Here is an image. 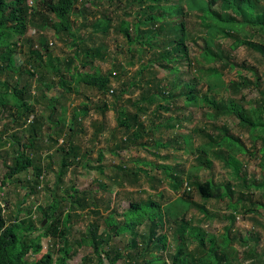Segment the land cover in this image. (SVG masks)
<instances>
[{"label":"rangeland","instance_id":"obj_1","mask_svg":"<svg viewBox=\"0 0 264 264\" xmlns=\"http://www.w3.org/2000/svg\"><path fill=\"white\" fill-rule=\"evenodd\" d=\"M133 1L139 0H79L77 11L74 9L72 15L75 30L84 26L74 33L78 39L76 45L81 47L78 56L72 39L56 36L48 27L41 29L38 18L28 23L25 34L11 37V51L17 52L18 64L35 76L0 70V82L7 80L13 89L19 78V87H28L26 101L33 105L36 113L20 122L19 111L12 110L14 103L7 110L0 109V210L9 207L3 217L8 223L14 222L25 200L21 217L28 219L29 215L39 230L43 216L36 207L46 209L54 193L58 197L65 196V189L74 186L78 193L65 235V244L71 249L68 264H94L92 249L78 246L91 225L97 227L104 238L111 235L108 249L124 252L126 258L118 264H147L153 257L158 259L153 264H161L162 260L171 262L177 245L174 241L176 225L167 214L166 220L161 224L158 219L159 226L154 228L158 232L156 239L162 234L168 236L166 246L151 245L144 254L143 239L153 228L151 222L114 236L105 220L112 216L122 224V215L132 201H154L164 207L174 204L178 207V220L189 222L192 233L215 235L219 241L224 236L231 238L228 253L233 264H264L261 140H254L257 133L251 132L232 114H217L209 102L213 99L221 105L232 102L264 127V54L258 51L264 49V27L242 26L238 34L233 32L234 39L219 35L211 49L219 58L210 62L201 40L206 37L204 23L208 22L203 13L185 9L183 18L166 20L156 27H141L136 24L144 22V15L156 13L158 4L147 3L146 13H141ZM178 2L180 7L186 8L183 0ZM31 3L33 6L36 0H28L29 6ZM259 4L264 11V0H259ZM40 7L44 8L39 5L38 9ZM79 11L84 17L76 18ZM102 16L108 20L101 22ZM49 17L56 20L50 13ZM122 20L129 23L132 40L138 43H130L121 34ZM164 22L166 26L162 28ZM182 22L188 54L182 61L163 62V54L179 49L174 43L181 32L173 30V26ZM158 27L161 34L154 36L152 31ZM149 37L151 40L145 44ZM237 39L255 48L240 45L233 50ZM44 40L53 44L51 60L59 72H65V62L71 60L78 64V73L82 75L97 72L110 75L106 92L72 85V93L65 94L58 86L56 71L47 65L49 61L44 53L42 67L36 60L29 65L31 48L40 50ZM85 49L92 56L90 65L84 66ZM56 59L60 61L55 63ZM175 68L177 72H172ZM192 83L195 85L193 93L199 94L200 101L190 106L180 95ZM158 89L164 92V97L175 98L158 97ZM121 92L126 93L121 95ZM132 104H137V108ZM80 110L85 114L75 123L73 115ZM171 118L182 120V126L176 121L168 122ZM123 120L127 121L126 128L121 127ZM34 134L39 135L38 140L32 143L33 148L26 150L33 161L32 167L4 185L2 182H5L14 152L22 149L23 144H29ZM184 134L191 139L192 149L184 143ZM224 136L233 137L246 151H239L229 141L223 142ZM73 146L78 149L68 154V148ZM230 155H234L240 165V178L235 174ZM206 159L212 163L210 168L205 165ZM160 165L168 166L169 170ZM181 178L183 183L177 187L174 180ZM206 180H213L221 187V192L230 195L223 201L201 198L194 185ZM77 201L80 204H76ZM62 202V208L66 209L68 202ZM231 203H237V207L231 208ZM131 240H137L138 245ZM187 246L195 257L205 254L197 239L188 237ZM251 250H255L254 257ZM138 254H142L141 258Z\"/></svg>","mask_w":264,"mask_h":264},{"label":"trees","instance_id":"obj_2","mask_svg":"<svg viewBox=\"0 0 264 264\" xmlns=\"http://www.w3.org/2000/svg\"><path fill=\"white\" fill-rule=\"evenodd\" d=\"M78 1L79 0H36V3H33V6L31 3V7L28 5V0H0V70H6L11 73L27 72L30 77L35 76V74L28 72L24 66L18 64L17 52L11 51L12 48L10 39L15 34H25L28 30V23L31 22L32 19L36 18L41 20V29L48 27L56 36H66V38L72 39L71 43L76 48L75 55L78 56L81 47L76 45L78 43V39L75 37L74 33L84 28V26H79L77 30H75L76 27L74 28L73 20L75 19L72 18V15L74 13L73 10L76 9ZM87 1L91 2V0ZM178 1L179 0L133 1L132 4L137 5L141 13H146L147 3L158 4L156 7V13L144 15V22H140L139 24H136V26L144 27L146 25H151L156 27L157 23L166 20H172L174 18H183L185 16V9L188 12L203 13L208 22L204 23L206 37H201V40L205 45V57L206 59H209L210 62H214L219 58L218 55L214 54L211 50L219 35L234 39V37H232L233 32L238 34L242 26L251 24L253 27H264V11L259 8V0H183L186 4V8L184 9L179 6ZM39 5L44 6V8L41 9L40 7L38 9ZM45 13L47 15H45ZM49 13L54 16L56 19L55 21L49 17ZM78 17H84L81 15L80 11L77 12L76 18ZM102 18L103 20L101 22L108 20L106 16H102ZM163 24L164 25L162 28L166 26V22ZM183 24V22L181 24L175 23L173 26V30L181 32V36H179L177 41L174 43L177 44L179 49L163 54L161 59L163 62L174 63L177 60H185L188 50L184 46ZM170 30L171 29H169V31ZM120 32L126 39H128V41H130V43H138L137 40H132L129 23H127V21L122 22V28ZM152 32L154 33V36L161 34L159 32V27L156 31L154 30ZM150 40L151 37H149L144 43L148 44ZM28 42L30 43L29 40ZM235 42L236 43L233 45V50L240 45L255 48V45L253 46L245 40L237 39ZM144 43L140 42L141 45ZM52 45V43L50 44V42L44 40L41 43L40 50H33L31 48L30 55L28 56L29 65L31 64L30 61L36 60L39 61L37 65H41L42 67L44 53L48 58L47 60L49 61L47 65L56 71V74L59 77L58 86L64 91L65 94L72 93V85H80L89 89H95L101 93L106 92V89L110 84V75L104 76L99 72L94 74L85 73L82 75L78 73V64H74V62L71 60L65 62V72H59V69L55 68L57 66H55L51 60L53 57L51 55L53 54L51 48ZM9 48L11 52L9 51ZM4 49L5 51L1 52V50ZM258 51L261 54H264L263 48H259ZM89 53L90 52L85 49L83 56L85 61L84 66L86 64L90 65L91 63L90 61L92 55ZM59 61L60 60L56 59L55 63H58ZM172 72H177V69L175 68L172 70ZM112 75L115 76V74ZM47 88H49V86H47ZM194 88L195 85L192 83L188 85L184 90L185 92L180 95L181 97L184 96L187 104L190 106L196 105L200 101L199 94L193 93ZM157 91L158 97L165 98L166 100L175 98L172 96L166 98L164 97V92H160L159 89ZM125 93L121 92L120 94L125 95ZM27 97L28 87L25 86L20 88L19 78L16 81V85L13 89H11L10 83L7 80L3 81L2 83L0 82V109L7 110L10 104L14 103L12 105V110L14 108L15 110L19 111L17 117L19 118L18 121L20 122L36 113V109L33 107V105H28V101H26ZM262 98V109L264 114V94L262 95ZM209 102L217 114L230 113L239 122L249 127L251 132L257 133L254 134L253 139L261 140L262 145L260 151L264 159V133H260L261 131L264 132V127H261L260 124L255 123L251 115L246 110L235 106L232 102L225 105L218 104L215 99L209 100ZM132 106L137 108V104H132ZM54 109L55 108L52 105V113L54 112ZM84 114L85 112L83 110L76 111L73 115V121L76 123L78 118ZM173 121L175 122L176 120L171 118L168 122ZM176 122L177 125L180 124L182 126L183 124L182 120H177ZM121 127H127L126 120L121 122ZM38 137V134H34L31 138H29V144H23V146H21L22 149L18 148L14 152L12 162L10 165H8V172L4 178L5 182H2L4 185L11 183L17 176L32 167L33 161L26 150L29 147H34V144L32 143H34V141L36 142ZM182 139L189 149H192L191 139L186 134L182 136ZM225 141H229V143L234 144V146L241 152L246 151L244 146L237 140H234L233 137L224 136L223 142ZM158 145L163 148L166 147L162 143H158ZM77 149V147L73 146L68 148L67 153L74 154V151ZM230 159L235 170V174L238 176V178H240L241 169L237 159L234 158V155H230ZM64 164L65 161H63V165ZM205 165L210 168L212 163L210 160L206 159ZM159 167H163L166 171L169 170L168 166L160 165ZM39 173L36 175L39 176ZM177 173L180 172L177 171ZM243 180H245V178ZM174 181L177 182V187H180L183 183L182 178L181 180L179 179ZM194 187L199 196L203 199H215L217 201H223L227 195H230L228 192H221V187H217L213 180L198 182L194 185ZM65 190V196L61 195L58 197L54 193L52 202L46 207V209H43L42 207H36V210L43 216V219L40 222L39 230L34 226L29 215L28 219H22L21 217L23 214L21 208L25 204V200L24 203L20 205V210L18 215L15 217L14 222L8 223L7 219L3 217V212L8 210V206H5V211L3 209L0 210V264H68L71 249L65 244V235L72 219L71 213L73 210V205H75L74 200L78 190L74 186H71L68 190ZM228 190L231 193L230 188H228ZM32 192L33 189H30V193ZM62 201H66L68 202L67 204H69L66 209L62 208ZM76 204H80V202L77 201ZM262 205L264 207V202ZM229 206L231 208H236L237 203H231ZM59 210H62L60 211L61 214L59 213ZM162 213H164V216L161 217ZM166 214L168 215V218L175 222L176 228L174 230V241L177 245L171 262L162 260L161 264H233L228 253V245L231 243V238L229 236H224V238L219 241L215 235L210 234L205 236L199 232L192 233V226L189 222L184 219L178 220V207L174 204L164 207L154 201L147 203L132 201L130 202L128 210L122 215L124 220L122 224H118L112 216L106 218L105 224L107 228L113 230L114 236H119L123 233L135 230L137 227L143 225L146 221L151 222L153 228L150 229L149 236H147L146 239H143L144 247L142 248V254H144L149 251L151 245L163 244L166 246L168 236L166 234H162L156 239L155 236L158 232L154 231V228L159 226L156 221L161 219L159 223L162 224L163 221L166 220ZM45 221L46 223L48 222L46 227H44ZM107 236V238H104L102 235H99L98 228L91 225L87 235L83 236L81 241L78 243V246L80 247L87 246L88 248L92 249L94 264H118L120 261H124L126 258L124 252L116 248H107L111 235L107 234ZM188 237L197 239L201 248H203L205 251L203 256L195 257V255L190 253L187 246ZM52 240H54V242H52ZM132 243L138 245L137 240L132 241ZM46 245L50 246L48 251L43 250V246ZM151 253L154 255L153 252ZM142 254H138V258H141L140 255ZM250 254L254 257L256 254L255 250H251ZM31 257H34L35 259L30 261L29 258ZM153 261H158V259L153 257L151 261H147V264H153Z\"/></svg>","mask_w":264,"mask_h":264},{"label":"built area","instance_id":"obj_3","mask_svg":"<svg viewBox=\"0 0 264 264\" xmlns=\"http://www.w3.org/2000/svg\"><path fill=\"white\" fill-rule=\"evenodd\" d=\"M49 247H50V246H47V245H46V246H43V250H44V251H48V248H49Z\"/></svg>","mask_w":264,"mask_h":264},{"label":"water","instance_id":"obj_4","mask_svg":"<svg viewBox=\"0 0 264 264\" xmlns=\"http://www.w3.org/2000/svg\"><path fill=\"white\" fill-rule=\"evenodd\" d=\"M46 224V221L44 222V225Z\"/></svg>","mask_w":264,"mask_h":264}]
</instances>
